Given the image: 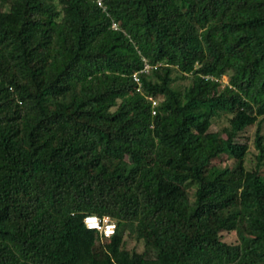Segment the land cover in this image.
Here are the masks:
<instances>
[{"label": "trees", "instance_id": "1", "mask_svg": "<svg viewBox=\"0 0 264 264\" xmlns=\"http://www.w3.org/2000/svg\"><path fill=\"white\" fill-rule=\"evenodd\" d=\"M100 1L0 0V264H264V0Z\"/></svg>", "mask_w": 264, "mask_h": 264}, {"label": "built area", "instance_id": "2", "mask_svg": "<svg viewBox=\"0 0 264 264\" xmlns=\"http://www.w3.org/2000/svg\"><path fill=\"white\" fill-rule=\"evenodd\" d=\"M99 4H101V1L99 0ZM113 26L116 27V23H113ZM138 80V78H136ZM153 105H156L158 103L157 99L151 98ZM85 225L89 229H94L98 230L101 232L105 237H110L115 229H116V224L113 220H111L109 217H103L101 218L100 216L96 214H90L87 215L84 218Z\"/></svg>", "mask_w": 264, "mask_h": 264}, {"label": "rangeland", "instance_id": "3", "mask_svg": "<svg viewBox=\"0 0 264 264\" xmlns=\"http://www.w3.org/2000/svg\"><path fill=\"white\" fill-rule=\"evenodd\" d=\"M226 79L227 78L225 77L224 80H226ZM224 124H227V121L223 119V121H221L219 124H213L211 127V130H217L221 125H224ZM261 130H262L261 132L264 134V124H263ZM256 131H257V125H253L251 127H248L247 132H246V134L249 135V142L251 144V151L252 152L256 151L255 146L253 144V139H254V136L256 134ZM218 161H220V159L215 160V162H218ZM228 163L232 164V160L228 161ZM225 238L227 240H232V239H234V234L226 235ZM128 248H130V249L135 248L138 251H142L144 247H143V243H136L135 241L130 240L128 242Z\"/></svg>", "mask_w": 264, "mask_h": 264}]
</instances>
